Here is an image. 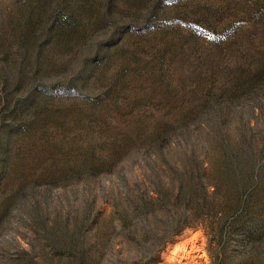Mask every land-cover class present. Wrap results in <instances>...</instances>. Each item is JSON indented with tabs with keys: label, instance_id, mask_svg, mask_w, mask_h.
<instances>
[{
	"label": "rangeland",
	"instance_id": "1",
	"mask_svg": "<svg viewBox=\"0 0 264 264\" xmlns=\"http://www.w3.org/2000/svg\"><path fill=\"white\" fill-rule=\"evenodd\" d=\"M235 167L223 262L264 264V0H0V264H213L166 209Z\"/></svg>",
	"mask_w": 264,
	"mask_h": 264
},
{
	"label": "trees",
	"instance_id": "2",
	"mask_svg": "<svg viewBox=\"0 0 264 264\" xmlns=\"http://www.w3.org/2000/svg\"><path fill=\"white\" fill-rule=\"evenodd\" d=\"M106 16L109 18V14ZM116 22L117 21L113 19L110 25L115 26ZM123 28L125 30H138L134 24H127ZM79 89L80 88L75 89L76 92H79ZM236 159L237 158H233V161L235 162ZM229 178L235 184V189L233 191L235 204L231 207L224 208L216 202L218 199V190L216 186H213V190L209 191L207 186L199 185L198 189L200 194L195 198L194 196H187L186 193H184L183 184L179 183L176 187L174 198L171 200L172 203L168 205L166 209L167 212H175L176 218L172 225L173 236L180 235L186 228L203 230L205 228V235L211 250L209 251V255L213 264H224V248L233 236V232L235 233L237 230L236 225L238 220L246 212V202L253 192L250 172L249 174H243V172L235 167V173L230 175ZM158 200L159 198L153 199V201ZM180 204H184V207L181 213H177L176 211ZM121 236V240L119 241L121 247L128 243L135 244L136 246L141 244V240L131 235L130 232L126 230L125 226H123V233ZM156 240L157 242L155 245L158 249L154 255L148 256L146 260L143 257H139L128 261V258L120 264H158L160 262V251L167 240H165V235H160ZM72 259V264H81L79 250L73 252Z\"/></svg>",
	"mask_w": 264,
	"mask_h": 264
}]
</instances>
